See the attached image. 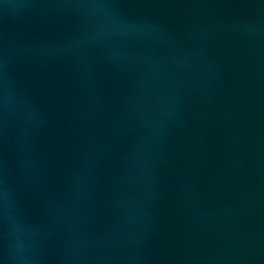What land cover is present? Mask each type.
<instances>
[{
	"label": "water",
	"instance_id": "1",
	"mask_svg": "<svg viewBox=\"0 0 264 264\" xmlns=\"http://www.w3.org/2000/svg\"><path fill=\"white\" fill-rule=\"evenodd\" d=\"M0 264H264V0H0Z\"/></svg>",
	"mask_w": 264,
	"mask_h": 264
}]
</instances>
